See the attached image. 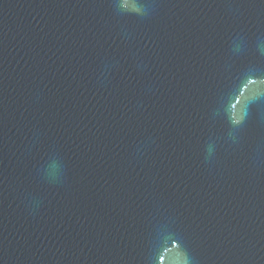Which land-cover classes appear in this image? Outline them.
<instances>
[{
	"label": "water",
	"instance_id": "obj_1",
	"mask_svg": "<svg viewBox=\"0 0 264 264\" xmlns=\"http://www.w3.org/2000/svg\"><path fill=\"white\" fill-rule=\"evenodd\" d=\"M0 264H264V0H0Z\"/></svg>",
	"mask_w": 264,
	"mask_h": 264
}]
</instances>
